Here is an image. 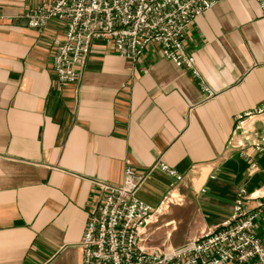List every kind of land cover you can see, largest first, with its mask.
<instances>
[{"label":"crops","instance_id":"obj_1","mask_svg":"<svg viewBox=\"0 0 264 264\" xmlns=\"http://www.w3.org/2000/svg\"><path fill=\"white\" fill-rule=\"evenodd\" d=\"M51 1L0 0V264H82L95 183L120 185L127 165L145 173L162 162L182 176L155 170L138 192L153 208L172 186L180 200L146 227L149 247L218 229L240 187L264 190V154L250 176L229 147L237 119L264 103V13L255 0H219L185 31L211 97L156 46L132 63L101 41L80 81L60 84L51 57L65 25L37 30L24 18ZM252 122L264 129V115ZM257 233L264 243V209Z\"/></svg>","mask_w":264,"mask_h":264},{"label":"built area","instance_id":"obj_2","mask_svg":"<svg viewBox=\"0 0 264 264\" xmlns=\"http://www.w3.org/2000/svg\"><path fill=\"white\" fill-rule=\"evenodd\" d=\"M219 0H52L24 13L30 28L44 30L51 21L65 25V35L54 41L52 69L62 85H76L82 76L92 45H110L121 58L137 63L148 48L156 46L161 57L200 80L208 97L213 95L185 46V31ZM264 13V0H255ZM264 115V103L237 119L229 147L248 163L253 175L256 155L264 154V129L248 128L245 122ZM155 170L182 176L162 162L139 173L124 169L120 185L97 181L98 204L88 215L80 247L82 264H264V243L257 220L264 209V190L238 189L231 217L218 229L202 232L178 247L152 248L146 227L173 203H180L174 188L153 208L138 192ZM254 201L252 208L248 203Z\"/></svg>","mask_w":264,"mask_h":264},{"label":"rangeland","instance_id":"obj_3","mask_svg":"<svg viewBox=\"0 0 264 264\" xmlns=\"http://www.w3.org/2000/svg\"><path fill=\"white\" fill-rule=\"evenodd\" d=\"M173 194H177V193H173ZM167 210V209H166ZM166 211H164L163 213H165ZM160 216V215H159ZM157 216V217H159ZM157 219L153 218V221H156ZM152 221V222H153ZM151 224V223H150ZM149 224V225H150ZM172 229V226H169V227H164L163 229H161V231L159 233H165L167 235V233ZM149 244V243H148ZM151 247L153 246L154 248H158L160 245L154 241H152L150 244H149ZM160 248V247H159ZM164 248V247H163Z\"/></svg>","mask_w":264,"mask_h":264}]
</instances>
